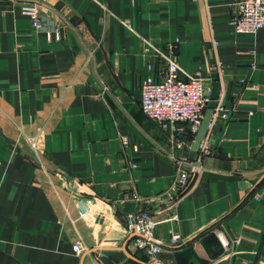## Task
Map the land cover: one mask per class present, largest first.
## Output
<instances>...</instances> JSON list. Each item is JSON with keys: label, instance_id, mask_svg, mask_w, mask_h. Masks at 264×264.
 <instances>
[{"label": "crops", "instance_id": "crops-1", "mask_svg": "<svg viewBox=\"0 0 264 264\" xmlns=\"http://www.w3.org/2000/svg\"><path fill=\"white\" fill-rule=\"evenodd\" d=\"M231 2L0 0V264H148L127 226L138 209L161 220L166 264H264V31H235ZM171 45L179 77H205L229 114L177 223L161 211L170 155L198 150L141 105L144 79L162 78L155 47ZM133 190L146 200H124Z\"/></svg>", "mask_w": 264, "mask_h": 264}, {"label": "built area", "instance_id": "built-area-1", "mask_svg": "<svg viewBox=\"0 0 264 264\" xmlns=\"http://www.w3.org/2000/svg\"><path fill=\"white\" fill-rule=\"evenodd\" d=\"M231 6L235 31L239 33L264 31V0H232ZM23 11L31 17L35 28L43 27L44 24L36 5L27 4L23 7ZM155 49L163 66L162 78L157 80L153 75H149L144 79L142 109L149 118L163 128L170 126L171 129L181 132L193 142L200 128L204 112L211 101L206 78L199 73L187 74V79L179 77V72L183 69L178 63L174 45L169 46L167 51L158 47ZM218 116L229 117L219 99H217L209 129ZM178 123L182 126H178ZM185 145L187 143H184L183 146ZM190 145L188 144L187 147ZM211 153L212 145L207 131L196 154L182 158L177 157L176 154L170 155L177 164V174L172 186L164 193L165 202L161 211L167 215L165 220L176 223L179 221L177 213L179 202L201 178L204 171V157ZM123 199L146 200L136 190L130 194L127 193ZM160 222L161 220L157 219L155 212H151L149 209H138L127 213V226L129 231L134 234L133 247L145 253L148 264H166L159 257L163 246L156 236L157 226ZM214 232L228 254L234 255V241L229 234L219 227H215ZM172 238L179 240L181 234L175 232ZM75 250H82L81 246L75 245Z\"/></svg>", "mask_w": 264, "mask_h": 264}, {"label": "water", "instance_id": "water-1", "mask_svg": "<svg viewBox=\"0 0 264 264\" xmlns=\"http://www.w3.org/2000/svg\"><path fill=\"white\" fill-rule=\"evenodd\" d=\"M217 98H218V93L217 94H213L211 97V101L208 105V107L206 108L205 112H204V116L200 125V128L195 136V139L193 141V150H198L201 141L203 140V138L205 137L208 129H209V125L212 119V115L214 112V108L216 106V102H217Z\"/></svg>", "mask_w": 264, "mask_h": 264}]
</instances>
